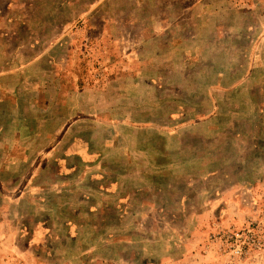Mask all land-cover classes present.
Here are the masks:
<instances>
[{
    "label": "rangeland",
    "instance_id": "rangeland-1",
    "mask_svg": "<svg viewBox=\"0 0 264 264\" xmlns=\"http://www.w3.org/2000/svg\"><path fill=\"white\" fill-rule=\"evenodd\" d=\"M0 264H264V0H0Z\"/></svg>",
    "mask_w": 264,
    "mask_h": 264
}]
</instances>
